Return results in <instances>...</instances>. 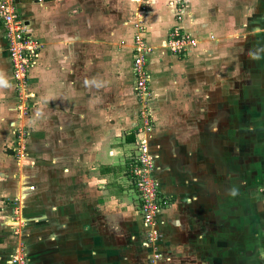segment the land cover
<instances>
[{"label":"crops","instance_id":"obj_1","mask_svg":"<svg viewBox=\"0 0 264 264\" xmlns=\"http://www.w3.org/2000/svg\"><path fill=\"white\" fill-rule=\"evenodd\" d=\"M185 2L178 25L204 42L181 56L162 49L147 56L152 127L142 134L132 46L117 45L123 34L128 39V0L17 1L44 47L28 71L25 121L15 112L0 23V264H11L17 241L26 264H150L129 174L141 138L166 202L157 218L163 258L155 264H222L214 249L227 252L228 226L241 233L245 223L246 174L257 177L253 193L264 176V0ZM162 4L146 1V43L177 23L172 4ZM209 34L217 41L205 40ZM23 126L29 187L19 185L22 169L10 162V142ZM259 195L252 206L261 222Z\"/></svg>","mask_w":264,"mask_h":264},{"label":"built area","instance_id":"obj_2","mask_svg":"<svg viewBox=\"0 0 264 264\" xmlns=\"http://www.w3.org/2000/svg\"><path fill=\"white\" fill-rule=\"evenodd\" d=\"M18 0H0V21L2 24L3 36L6 43V50L12 67L13 79L16 83L17 90L22 96L23 101L30 97L29 94H24L25 80L28 76V71L32 62L39 56L41 44L34 38L24 24L20 20L16 11ZM42 2V0H37ZM135 1V0H133ZM138 3L141 0H136ZM146 6L143 4L137 10L136 33L132 40L133 61L132 71L135 77V96L141 105L140 118L142 119L141 126L137 129V134L148 133L150 131L149 116L146 108L147 98L149 97L148 82L149 75L146 70V59L152 52L145 41V25L144 15H146ZM179 9V15H181ZM181 17L177 18V23L170 30L169 38L165 43L170 54L175 56L184 55L191 49L197 46V40L190 34L181 30L178 23ZM21 111L26 112V106H19ZM22 117V116H20ZM147 128V129H146ZM149 130V131H148ZM23 149V145L21 147ZM155 164L149 154V146L145 138L138 141L137 154L129 168L132 185L137 194L139 201V212L141 215L142 224L146 230L145 240L147 243L154 244L160 240V231L158 230L157 218L161 208L165 205L159 194V186L156 177L154 176ZM33 190L34 187H30ZM16 199L12 200L11 206L14 207ZM21 221L20 212L17 208L12 210L11 223L18 225ZM23 257V258H22ZM159 254H155L154 258H159ZM24 255L22 252L18 255H13L11 264H22ZM24 264V260H23Z\"/></svg>","mask_w":264,"mask_h":264},{"label":"rangeland","instance_id":"obj_3","mask_svg":"<svg viewBox=\"0 0 264 264\" xmlns=\"http://www.w3.org/2000/svg\"><path fill=\"white\" fill-rule=\"evenodd\" d=\"M146 1L147 0H141V2H140L141 5H143V4L145 5ZM185 1L186 0H161V3H163L162 5L166 9H167V7L169 8V5L172 4V6L174 8L172 10L173 11L172 16H173V20L175 22V21H177V18L179 16L181 18L186 17L185 15H186L188 10H187V5H186ZM255 2H257V1H255ZM140 3H136L134 1L132 2L131 0H128V18H127L128 19L127 20L128 39H126L125 35L123 34L122 37L117 40L118 41V43H117L118 49L119 48L127 49V47H128V51H130V47L132 46L133 36L136 33L135 28H136V24H137V10L140 7ZM120 6H121V4H120ZM179 9L181 10L180 11L181 15H179ZM146 10L149 12L148 14L151 13L150 8L146 9ZM167 10H169V9H167ZM17 15H18V18L20 20H23L22 17H24V16L22 14H20V15L17 14ZM257 16L258 15L253 16V18L257 19ZM180 22H182V19ZM0 23H1V21H0ZM143 23H145V21ZM1 26H2V24H1ZM172 28L173 27H171V29ZM147 29H148V26L145 23V31H147ZM170 30L165 35L166 37L164 36V38L157 40L155 43H147V45L150 48H152V52H153V50H156V49H162L166 52H169L165 43L167 42V40L169 38ZM145 37H146V32H145ZM217 39H218V36L213 35V34H209L205 40L217 41ZM201 42H204V40L198 38L197 39V45L199 46V44ZM38 43L42 45V47L40 49V51H41L44 48L43 43L40 41H38ZM29 84L30 83H29L28 77H27L25 80V88H24L25 90H23L24 91L23 93L25 95L30 94V92H31L29 89ZM15 85H16V83H15ZM246 88H247V86H246ZM15 90H16L15 91V97H16V99H15L16 100L15 112H17V119H20V116H22V118H21L22 121H25V119H27L28 113H29L28 112L29 104L27 101H25V102L23 101L22 96L19 94V91L17 90V86L15 87ZM26 100H29V98H27ZM137 101L139 102L138 99H137ZM22 104L24 106H26V112L25 113H24V111H21L22 109H19V106ZM26 126H23V127H21V129L19 131H16L15 133H18V135H16L15 138L13 137L12 141L10 142V143H12V144H10V146L12 148H15L14 149L15 154L11 158L13 161L10 160V162L12 164H15V166H13V167L18 168V169H22V171H21L22 176H21V173H19V176H18L19 177V180H18L19 185L23 184V186L29 187V185H30L29 180L31 178V175H30V171H29L30 165H28L29 162L26 163V160H28L27 159L28 158L27 157V150H26V140L28 139V129ZM149 126L151 129V127H152L151 122H149ZM18 136L19 137L22 136L24 141H22V140L19 141ZM22 145H23V149L25 148L24 150L21 149ZM137 146H138V144H137ZM4 148L7 149L8 145L4 146ZM149 154L153 159V163L155 164L154 157L150 153V147H149ZM135 157H136V155H135ZM135 157H134V159H135ZM6 168L9 169V171H10L11 167H8V164H7ZM21 179H22V182H21ZM256 180H257V177L255 176V174L254 175H252V174L247 175L246 174V182H245L246 187H245L244 199L242 202V204L244 205V208H245V210H244L245 211V214H244L245 215V223L243 225V230L241 231V233H243V235H242L243 240L240 238V236H241L240 226H239L238 232L236 229H234V226H228L227 234H228L229 240H228V243L226 242L228 244V247H227L228 251L225 252L223 250L218 251V250L214 249V251L217 252V254H219L218 256H217V254H216V256H214V258L216 259V263L219 262L222 264H264V220L262 219V221L259 222V217L255 213V211L253 210V206H252V203H254L258 198L257 197L258 194H260L259 197L261 198V200H264V176L261 177L260 180H258V181H260L259 186L257 187L259 189H257L253 193L251 191V188L253 187V185H256V183H255ZM125 181L127 182L128 179L126 178ZM132 190L134 191V189H132ZM133 191H132L131 195L136 196L135 191L134 192ZM230 198L233 201H236V198H238L240 200V196L237 193H232L230 195ZM16 200H18V201L15 202L16 205L14 207H11V211L13 209L15 210V208H17L20 212V207H19L20 201H19V199H16ZM8 202H11V201H8ZM261 212L264 215V212L262 210H261ZM20 215H21V213H20ZM13 228H15L14 233H16L17 236L20 235V232L23 229L22 225L19 226L16 224L13 225ZM158 230L160 231V240L159 241L155 242L154 244H151V243L148 244L147 240H146V243L149 245V248L151 250L150 264H153V263L155 264V262H159L161 260V258H163L161 256V252L159 251V244L162 241L163 234L159 228H158ZM145 233H146V230L144 232V238H146ZM235 235H237V237H238L237 241L234 239ZM226 246L224 245L223 247L226 248ZM15 248L16 249L14 250V252L11 256V260H12L13 255H18V254H20V252H22L24 255V259H22V264H23V260H24V264H26V256H25L26 253H25V248H24V241H21V242L17 241ZM156 253L160 255V257L157 259L154 258ZM220 255H221V257H220Z\"/></svg>","mask_w":264,"mask_h":264},{"label":"trees","instance_id":"obj_4","mask_svg":"<svg viewBox=\"0 0 264 264\" xmlns=\"http://www.w3.org/2000/svg\"><path fill=\"white\" fill-rule=\"evenodd\" d=\"M144 25H145V23H144ZM181 28V30L184 32V30L182 29V27H180ZM146 32V31H145ZM185 33H187V32H185ZM189 34V33H188ZM192 36V35H191ZM192 37H194V36H192ZM195 38V37H194ZM196 39V38H195ZM197 40V39H196ZM146 41V40H145ZM132 52H133V50H132ZM179 56H181V55H179ZM135 78V77H134ZM135 89V88H134Z\"/></svg>","mask_w":264,"mask_h":264},{"label":"water","instance_id":"obj_5","mask_svg":"<svg viewBox=\"0 0 264 264\" xmlns=\"http://www.w3.org/2000/svg\"><path fill=\"white\" fill-rule=\"evenodd\" d=\"M26 24V23H25Z\"/></svg>","mask_w":264,"mask_h":264}]
</instances>
